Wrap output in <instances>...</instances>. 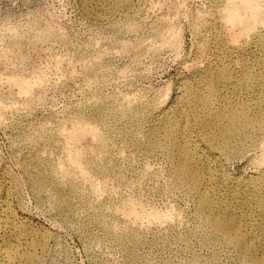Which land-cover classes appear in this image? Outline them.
<instances>
[{"label": "rangeland", "instance_id": "1", "mask_svg": "<svg viewBox=\"0 0 264 264\" xmlns=\"http://www.w3.org/2000/svg\"><path fill=\"white\" fill-rule=\"evenodd\" d=\"M87 1L88 12L81 0H0V44L6 45L14 62H23L26 70L44 73L45 78L26 100L23 95L10 96L7 83L0 84L9 110L0 117V160L12 182L7 192L0 190V220L6 221L4 211L10 208L33 228L36 237L49 234L35 264H254L253 257H241L224 236L210 232L197 193L176 180V167L166 147L150 146L149 129L143 127L158 126L148 114L153 101L166 107L176 85L190 77L195 66L194 77L199 76L204 67L201 42L207 39V44H213L221 30L214 17L205 25H195L192 15L196 9L215 12L221 1L177 0L181 12L177 22L182 27L179 52L172 47L144 49L156 40L155 19L162 11L155 6L145 12L147 0L110 14L108 0ZM44 31L51 34L50 39ZM15 32L22 35L16 43ZM38 36L44 37L39 39L44 50ZM260 49L264 51V42ZM55 53L63 58L59 65L54 62ZM84 65L91 69L87 75ZM167 84L168 94L163 96ZM221 93L233 97L231 89H219L217 94ZM254 93L251 90L242 97L251 103ZM99 98L110 101L108 116L130 100L133 114H142L143 120L124 126V116L111 118L122 137L107 138L101 130L106 139L101 151L90 146L84 155L96 158L92 173L102 183L96 194H90L86 184L79 188L78 178L69 177L67 182L62 173L46 166L62 157L63 143L55 140L52 129L56 120L77 114L95 119L87 105ZM191 128L201 139L198 144L209 145L202 139L208 127ZM132 139L136 143H130ZM260 156L258 148L247 147L243 153L218 158L213 170L224 185L214 181L211 187L231 196L236 177L261 178ZM50 174L56 175V184L49 183ZM71 180H77L76 184ZM127 198L135 199L138 208L154 209L167 217L151 223L128 220L117 209ZM56 203L63 206L62 213ZM230 207L250 213L244 207ZM260 244L252 253L264 262Z\"/></svg>", "mask_w": 264, "mask_h": 264}, {"label": "bare ground", "instance_id": "2", "mask_svg": "<svg viewBox=\"0 0 264 264\" xmlns=\"http://www.w3.org/2000/svg\"><path fill=\"white\" fill-rule=\"evenodd\" d=\"M220 1L216 13L196 9L192 15L195 25H205L211 20L210 17H214L213 23L220 25L221 30L220 36L213 44H207V39L201 42L204 67L199 69V76L194 77L198 70L195 66L190 77L187 75L183 82L176 85L173 90L174 97L166 107L161 108L159 102L153 101L151 107L156 109V112L149 109L148 114L158 126L151 128V124H144L143 127L149 129L147 141L150 146L160 149L166 147V152L176 167V180L197 193L200 212L210 232L224 236L241 257L251 256L254 258V264H264L252 253L255 245L261 243L264 255V170L259 179L243 175L236 177L237 184L233 185L231 196L211 187V183L218 182L213 165L222 156L243 153L247 147H256L261 152L260 159L264 164V51L260 49L264 42V0ZM108 2L110 5L106 12L109 14L120 7H135L142 3H148L144 9L147 13L155 6L159 7L162 10L161 17L158 14L160 18H154L158 21V27L155 26L156 30L154 29L156 40L152 39L144 49L156 51L163 47H172L176 52L180 51L182 27L177 22L181 16L177 0H147L146 3L144 0ZM81 5L86 12L89 11L87 0H81ZM48 35L51 34L45 32L46 38ZM13 36L16 43L22 35L15 32ZM39 36L36 39L40 44L43 41L40 38L43 36ZM30 42L35 43L34 39ZM41 44L40 50H44ZM6 49L5 44H0V84L7 83L10 96L19 94L23 95L25 100L29 99L34 89L44 83V73L26 70L25 64L14 62L16 58L10 57ZM54 62L59 65L63 58L55 53ZM83 67L86 75L91 72L89 66ZM165 88L163 96L168 94L169 85ZM218 88L231 89L233 97H226L223 93L217 94ZM251 90L255 91V95L253 94L254 98L249 103L242 96L249 95ZM14 102L17 100L12 103ZM109 104L110 101L100 99L87 105L90 113L96 118L99 116L100 121L77 114L69 120H56L55 127H51L55 140L63 143L62 157L60 160L49 162L46 169L53 167L56 172L62 173L66 180H73L72 176L78 178L79 188L86 184L90 194H96L102 183L92 173L96 158H85L84 155L88 153L90 146H95L101 151L106 140L101 130L106 131L107 138L113 135L122 137V130L118 126L113 127L115 123L111 118L116 120L119 116H124V126L143 120L142 114H133L135 106L130 100L122 102V107L112 109V117L108 116ZM7 109V104L0 95V117L9 111ZM174 115H180L182 118L174 119ZM191 127L209 128V132L202 139L210 145L211 153L209 145L198 144L201 139L193 134ZM129 142L136 143V139ZM189 143H193L195 147ZM0 173V190L7 192L12 182L6 175V166L1 160ZM56 178V175L50 174L49 183L56 184ZM76 181L72 183L76 184ZM219 184L222 186L224 182ZM233 198L239 199L234 202ZM227 201L230 205L244 207L250 211L249 215L242 209H232ZM56 206L62 213L63 206L60 207L57 203ZM117 209L128 220L132 218L134 221L140 220V223H151L167 217L165 213L154 209L138 208V202L130 198L121 202ZM4 212L7 219L0 220V264H35L39 253L45 249L49 234L43 233L41 237H36L33 228L20 221L14 211L7 208Z\"/></svg>", "mask_w": 264, "mask_h": 264}]
</instances>
